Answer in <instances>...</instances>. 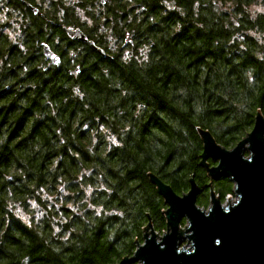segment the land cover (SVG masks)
<instances>
[{"label":"trees","instance_id":"16d2710c","mask_svg":"<svg viewBox=\"0 0 264 264\" xmlns=\"http://www.w3.org/2000/svg\"><path fill=\"white\" fill-rule=\"evenodd\" d=\"M127 5H115L124 21L93 17L115 45L96 37L100 53L87 38L78 75L47 67L29 11L23 49L0 36V264L118 263L149 221L165 230L149 173L177 194L193 178L206 207L199 130L231 148L264 115V0ZM213 188L222 200L233 184ZM30 200L41 218L20 217Z\"/></svg>","mask_w":264,"mask_h":264},{"label":"water","instance_id":"95a60500","mask_svg":"<svg viewBox=\"0 0 264 264\" xmlns=\"http://www.w3.org/2000/svg\"><path fill=\"white\" fill-rule=\"evenodd\" d=\"M77 32H73L76 34ZM74 36L78 40H87ZM95 47V44L90 41ZM100 53L103 51L95 47ZM43 54L54 63L59 58L43 44ZM6 89L0 91V95ZM202 140L200 164L210 178L207 187L212 206L205 210L197 205L201 189L193 178L189 188L177 194L155 174L149 179L163 198L166 209L165 231L157 232L152 222L143 227L132 255L116 264H264V116L258 111L250 132L233 148L216 142L209 130H199ZM249 157L244 156L245 152ZM211 158L218 164L209 167ZM227 177L234 185L239 200L222 206L215 196L213 180ZM187 222L180 227L182 219ZM221 241L217 244L216 241ZM190 244L189 247L180 246ZM184 244V245H185Z\"/></svg>","mask_w":264,"mask_h":264},{"label":"flooded vegetation","instance_id":"af4514ba","mask_svg":"<svg viewBox=\"0 0 264 264\" xmlns=\"http://www.w3.org/2000/svg\"><path fill=\"white\" fill-rule=\"evenodd\" d=\"M18 4L19 10L21 12L29 11L32 16L36 17L38 21V34L43 38L47 39L44 43L48 44L50 51L53 52L60 60L57 65H52L55 69L61 67L62 70L73 71L71 74H76L75 67L81 68L87 67L88 53L90 51V46L87 44L86 40H78L71 37L73 32L80 34V32L91 40L95 42V38L102 34L103 30H107L106 25L99 26V30L95 28H89V7L88 4H92L95 8L93 12L94 17L98 20L103 21H115L124 19L122 12L119 8H116L117 4H127L136 3L137 0H78L79 6L77 5V0H60L62 5L50 4L47 9L43 8L41 5V0H14ZM8 2L10 0H0V13L3 14V18L0 21V36H6L5 19L8 16ZM13 3V2H12ZM75 6V10L70 5ZM59 7H61L59 9ZM100 18L98 17L100 15ZM1 18V17H0ZM93 21V18L91 19ZM44 24V26H42ZM36 23L34 25V30L36 33ZM93 27V26H92ZM44 30V32H43ZM111 30V27H110ZM97 33V34H96ZM50 37V38H49ZM64 39V40H62ZM42 43V42H41ZM40 43V44H41ZM96 45H98L95 42ZM98 45L97 48L104 50L103 46ZM68 61V63H67ZM47 67L49 66L46 63ZM84 66V67H82Z\"/></svg>","mask_w":264,"mask_h":264},{"label":"rangeland","instance_id":"374dc122","mask_svg":"<svg viewBox=\"0 0 264 264\" xmlns=\"http://www.w3.org/2000/svg\"><path fill=\"white\" fill-rule=\"evenodd\" d=\"M10 1H11V3L8 2V7H9L8 16H7L6 19H5V17L3 19V22H5V27H6V29H5L6 37L9 39L10 42L18 45V47L20 49H23L24 48L23 47V41L25 39V36L23 35V29H24V34L27 35V33L25 31H27L26 29L29 26L28 23L30 21L21 14L22 12H19V7L16 5L17 4L16 1H14V0H10ZM63 1L65 3V0H63ZM76 3L78 5V7L81 8L79 6V1L78 0H77ZM50 4L62 5L60 0H41V5L45 9H47ZM70 5L73 7L72 9H74V10L76 9L75 6H73V4H70ZM125 5H127V4H125ZM131 6H133V5H130V4L127 5V7H131ZM88 7L90 8L89 9V14H87L88 17H89V20H90L89 21V28H95V30L98 31L99 28H100L99 25H97L96 23H94L91 20L94 17L95 13H97V12H93L96 7L94 8V6L92 4H88ZM60 8L61 7H59V9ZM0 17H1L0 18V21H1L2 18H3V14L0 13ZM94 21H95V19H94ZM110 32H111L110 29L103 30L102 34L97 36L98 38H100V37L102 38V40L104 41L103 45L105 44L104 46H108L109 47L110 45L111 46L115 45L114 39H112L114 37L111 36ZM42 44H46V43L42 42L41 45ZM127 52H128V49L123 51V53H126V54H127ZM48 65L52 66V65H54V62L51 60V63H49ZM59 193L63 194L64 193V189H59ZM44 196H45V200H42L44 205L49 206V205H51L50 202H52L55 205H57V203H58V200L56 199L57 195L53 194L51 196H48L46 194ZM233 197H234L233 199L229 198L228 200H224V202L225 203H227L228 201L229 202H233L234 199H235V196H233ZM32 210H36L37 214L36 213H34V214H36L37 218H41V214L43 212V208L39 204H37L35 200H30L29 201V203L27 204V209L18 208V213H19L20 217L22 215V217L25 218V215L23 213H28V212H31Z\"/></svg>","mask_w":264,"mask_h":264},{"label":"bare ground","instance_id":"6f19581e","mask_svg":"<svg viewBox=\"0 0 264 264\" xmlns=\"http://www.w3.org/2000/svg\"><path fill=\"white\" fill-rule=\"evenodd\" d=\"M167 3L166 2H164L163 3V5H166ZM131 5H135V3H132ZM140 5H142V4H140ZM134 11H136V12H140V11H142L143 10V8L142 7H139V6H137L135 9H133ZM121 20H125V19H121ZM72 36H79V34H71V37ZM43 55V59H44V61L46 62V63H51V59H49V58H47L44 54H42ZM59 63H60V60H59ZM59 63H57V64H59ZM56 63H54V65H57ZM55 69V68H54ZM75 71H76V74L78 75L79 73H80V70H79V68L78 67H75ZM71 71H68V74H70L71 75ZM9 86L8 85H6V86H4V87H2V88H0V91L1 90H4V89H6L5 90V92L3 93V94H5L6 92H8L9 91ZM3 94H1V95H3ZM264 116V115H263ZM252 129V128H251ZM251 131V130H250ZM249 131V132H250ZM248 133V132H247ZM246 133V134H247ZM246 134L242 137V138H244L245 136H246ZM241 138V139H242ZM215 139V138H214ZM240 139V140H241ZM239 140V141H240ZM238 141V142H239ZM217 142V141H216ZM237 142V143H238ZM236 143V144H237ZM235 144V145H236ZM221 145V144H220ZM234 145V146H235ZM233 146V147H234ZM233 147H231V148H233ZM231 148H228V149H231ZM244 156L246 157V158H248L249 157V153L246 151L245 152V154H244ZM206 163L208 164V166L209 167H212V166H215V165H217L218 163L217 162H214L211 158H208L207 160H206ZM204 167V166H203ZM205 168V167H204ZM206 169V168H205ZM206 172H207V169H206ZM223 178H227V177H223ZM232 183V182H231ZM233 184V183H232ZM234 185L235 184H233V188H232V190L230 191V192H227L225 195H224V198L221 200L220 199V203H221V205L224 207V206H229V203H230V205H233V203L235 202V201H237V200H239V196L233 191V189H234ZM209 188V187H208ZM212 188H213V183H212ZM213 190H214V188H213ZM214 192H215V196H218L219 198H220V196H219V194L214 190ZM158 193V192H157ZM233 196H235V199H234V201L233 202H227V203H225L224 202V200H228L229 198H231V199H233L234 197ZM230 199V200H231ZM224 202V203H223ZM212 206V204H211V195H210V193H208V205L206 206V207H202L203 209H205V210H207V209H209V207H211ZM201 207V206H200ZM208 207V208H207ZM163 213V212H162ZM163 215H164V218H165V221H166V217H165V213H163ZM181 222H183V223H181L180 225H184V223L185 222H187L186 221V219L185 218H183L182 219V221ZM147 225V224H146Z\"/></svg>","mask_w":264,"mask_h":264},{"label":"built area","instance_id":"2783aa9c","mask_svg":"<svg viewBox=\"0 0 264 264\" xmlns=\"http://www.w3.org/2000/svg\"><path fill=\"white\" fill-rule=\"evenodd\" d=\"M180 227H183V226H182V225H180ZM164 231H165V230H164ZM164 231H163V232H164ZM161 233H162V232H161ZM161 233H160V234H161ZM184 244H185V243H183V244L180 246V248H179V249H181V248H185V249H186L187 247H189V246H190V244H185V245H184ZM187 249H190V247H189V248H187Z\"/></svg>","mask_w":264,"mask_h":264},{"label":"snow or ice","instance_id":"6c2138e0","mask_svg":"<svg viewBox=\"0 0 264 264\" xmlns=\"http://www.w3.org/2000/svg\"><path fill=\"white\" fill-rule=\"evenodd\" d=\"M216 243H217V244H220V243H221V241L217 240V241H216Z\"/></svg>","mask_w":264,"mask_h":264},{"label":"clouds","instance_id":"9594fccd","mask_svg":"<svg viewBox=\"0 0 264 264\" xmlns=\"http://www.w3.org/2000/svg\"><path fill=\"white\" fill-rule=\"evenodd\" d=\"M261 11H264V8H262ZM253 19H255V17H253Z\"/></svg>","mask_w":264,"mask_h":264}]
</instances>
